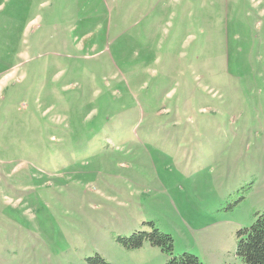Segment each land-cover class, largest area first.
Masks as SVG:
<instances>
[{
	"label": "rangeland",
	"instance_id": "obj_1",
	"mask_svg": "<svg viewBox=\"0 0 264 264\" xmlns=\"http://www.w3.org/2000/svg\"><path fill=\"white\" fill-rule=\"evenodd\" d=\"M263 211L264 0H0V264H247Z\"/></svg>",
	"mask_w": 264,
	"mask_h": 264
},
{
	"label": "trees",
	"instance_id": "obj_2",
	"mask_svg": "<svg viewBox=\"0 0 264 264\" xmlns=\"http://www.w3.org/2000/svg\"><path fill=\"white\" fill-rule=\"evenodd\" d=\"M238 243L236 253L247 264H264V211L258 212L254 222L238 230ZM148 240L154 245L163 247L168 254H172L173 239L169 234L160 232L154 228L153 231H138L134 233L125 246L138 248ZM92 264H111L106 259L96 254L90 258ZM166 264H205L196 255L185 252L172 255Z\"/></svg>",
	"mask_w": 264,
	"mask_h": 264
}]
</instances>
